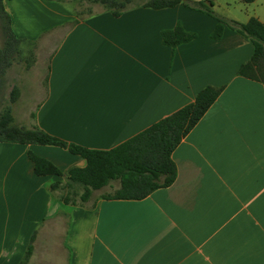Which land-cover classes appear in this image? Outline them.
<instances>
[{
	"label": "crops",
	"instance_id": "crops-1",
	"mask_svg": "<svg viewBox=\"0 0 264 264\" xmlns=\"http://www.w3.org/2000/svg\"><path fill=\"white\" fill-rule=\"evenodd\" d=\"M208 1L226 20L264 24V0ZM78 5L3 3L20 45L50 50L43 96L23 127L109 150L203 88L222 91L173 151L175 181L140 200L65 204L51 186L83 168L82 157L0 143V264H20L32 235L27 264H264V84L238 75L252 43L228 26L212 39L217 20L181 4L119 17L93 4L83 18ZM177 24L195 38L172 49L161 32ZM29 150L63 175L37 176Z\"/></svg>",
	"mask_w": 264,
	"mask_h": 264
},
{
	"label": "trees",
	"instance_id": "trees-1",
	"mask_svg": "<svg viewBox=\"0 0 264 264\" xmlns=\"http://www.w3.org/2000/svg\"><path fill=\"white\" fill-rule=\"evenodd\" d=\"M0 0V31L3 45L0 47V94L5 83L7 70L12 66L19 53L21 40L11 28V17L5 11ZM77 1L79 5L98 4L119 17L129 9L144 7L151 9L172 8L183 5L201 11L217 20L211 38L220 39L224 26L237 31L253 45L251 59L238 70V75L264 84V24L251 17L246 23H238L219 17L212 11V3L208 0H44ZM249 4L254 0H240ZM77 12V16L79 17ZM77 19L71 24H76ZM164 45L176 48L195 38L179 24L172 30L161 32ZM49 69V67H48ZM47 80V76H46ZM222 88L207 86L200 90L194 100L170 115L160 119L148 128L109 150H92L54 137L38 126L25 128L13 123L9 112L0 115V143H16L24 145H46L62 148L72 155L82 157L86 165L83 168H72L68 171L67 181L70 185L82 189L80 199L87 202L94 191L118 182L119 187L113 195L102 196L103 199L140 200L153 191L169 187L176 179L177 169L172 160V153L181 141L190 133L195 125L220 95ZM11 101L19 96V89L13 87ZM35 115L33 114L32 117ZM27 157L33 164L37 176H62V172L50 161L28 151ZM67 183V184H68ZM61 185L60 182L51 186L52 192ZM65 204H76L66 197H60ZM32 235L24 259L20 264H27L32 254Z\"/></svg>",
	"mask_w": 264,
	"mask_h": 264
},
{
	"label": "rangeland",
	"instance_id": "rangeland-1",
	"mask_svg": "<svg viewBox=\"0 0 264 264\" xmlns=\"http://www.w3.org/2000/svg\"><path fill=\"white\" fill-rule=\"evenodd\" d=\"M78 6L79 18H83L93 11L94 5L84 4ZM212 11H214L213 8ZM3 41L0 31V47H2ZM49 52V49L44 50L34 44L32 47H27L24 44L19 45V53L5 75V83L0 94V115L9 112L13 117V123L18 126L23 127V124L27 121L29 123L33 120L32 115L36 105L45 90ZM13 87L19 89V96L14 102L11 101L10 94ZM67 183L68 181L65 179L61 185L56 187L55 194L58 197H66L76 204L86 203L80 199L82 189ZM118 187V182H112L108 186L94 191L87 203H91L102 196L113 195Z\"/></svg>",
	"mask_w": 264,
	"mask_h": 264
}]
</instances>
